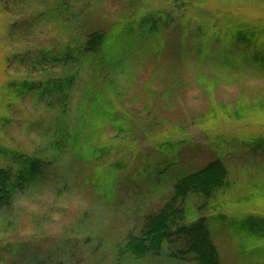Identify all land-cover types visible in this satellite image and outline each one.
<instances>
[{"label":"rangeland","instance_id":"1","mask_svg":"<svg viewBox=\"0 0 264 264\" xmlns=\"http://www.w3.org/2000/svg\"><path fill=\"white\" fill-rule=\"evenodd\" d=\"M20 7L11 15L0 5V168L15 154L52 158L46 134L56 115L32 96L13 99L5 84L68 75L58 70L35 78L19 68L17 57L39 48L63 50L72 34L52 19L50 6ZM72 11L74 35L101 30L126 43L125 27L134 24L135 45L122 46L114 86L108 79L102 89L88 65L70 106L76 131L80 103L88 94L89 103L100 95L124 132H117L114 117H96V129L82 131V148L89 154L105 148L99 160L65 155L38 187L16 196L12 211L0 212V264H119L117 250L163 209L176 178L216 160L228 168L231 188L204 208L192 199L190 219L225 217L210 224L223 264H264L257 254L264 239L228 226L233 218H264V68L249 57L243 68L224 67L217 45L233 32L264 31V0H79ZM150 17L162 23L144 44L138 35ZM204 43L210 49L205 55ZM166 143L178 145L173 156L159 148ZM168 161L173 167L159 177ZM185 249L179 239L163 254L141 261L125 257L120 264H198L181 255ZM169 250L178 256L171 258Z\"/></svg>","mask_w":264,"mask_h":264},{"label":"trees","instance_id":"2","mask_svg":"<svg viewBox=\"0 0 264 264\" xmlns=\"http://www.w3.org/2000/svg\"><path fill=\"white\" fill-rule=\"evenodd\" d=\"M79 0H0L1 9L7 14L18 12L12 10L21 8L23 5H48V11L52 19L57 20L72 34L65 49L54 51L51 48H39L30 52L19 60V68L30 77H37L41 74L54 71L67 72V76H60L47 79L26 78L20 81H10L5 84L4 91L12 95L13 99L32 96L47 109L55 112V117L49 125L46 136L49 141V151L53 153L52 158H39L26 154L14 155L13 162L5 168H0V212H10L16 196H22L32 189H35L46 178L47 171L53 164L69 153L77 157L82 155L85 159L99 160L101 153L106 149H95L92 153L84 152L83 146L87 142L82 134L86 127L96 129V117H114L112 124L118 126L117 132H124L120 123V117L108 105H103L102 96L95 97L89 103L90 95L80 103L78 114V125L76 131L70 127V106L72 96L78 86V75L88 65H94L93 79L102 86L106 80L108 87L112 88L114 69L122 66L120 59L122 46L131 49L135 40L131 37L134 31V24H127L125 27L126 43L121 37L118 38L101 30L90 32L85 37L72 31V24L76 21L73 13V4ZM180 1V0H176ZM148 27L141 28L138 37L140 41L149 40L159 32V25L162 23L159 17H150ZM13 25L16 24L14 23ZM77 35V36H76ZM205 44V43H204ZM219 56L223 59L224 67L241 65L247 58L249 63L264 68V31L248 29L237 31L229 35L228 41L218 40ZM232 49L241 51L236 56ZM208 45H202L200 53L205 55L209 52ZM230 50V51H229ZM248 50L247 52H245ZM102 61V62H101ZM10 62V59L7 60ZM112 68L113 70H110ZM243 68V67H242ZM111 87H110V86ZM110 94H108L109 96ZM178 145L163 144L159 148L166 156H173ZM84 152V153H83ZM5 156L7 152L2 153ZM168 158V157H167ZM173 161L161 164L159 177L167 174V168L173 167ZM225 163L216 160L204 168L189 173H182L176 178L173 185V194L163 209L155 216L145 220L144 227L139 235L130 234L124 242L123 248L117 250L119 264L125 257L134 261H141L150 255H160L167 252L165 249L179 239L185 243V251L181 255L191 256L198 264H223L219 249L215 245L210 224L225 222V217H206L190 219L187 210L192 199H200L202 208L214 202L223 193L228 192L232 185V179ZM171 178V177H170ZM169 180L171 181V179ZM113 188V187H112ZM228 226L235 234H242L249 238L264 239V218L258 216H246L233 218ZM238 232V233H237ZM240 232V233H239ZM257 254L264 258V247ZM178 256L169 250V255Z\"/></svg>","mask_w":264,"mask_h":264}]
</instances>
